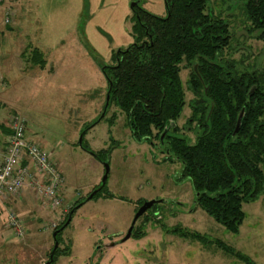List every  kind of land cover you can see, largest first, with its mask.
Returning <instances> with one entry per match:
<instances>
[{"label": "rangeland", "instance_id": "374dc122", "mask_svg": "<svg viewBox=\"0 0 264 264\" xmlns=\"http://www.w3.org/2000/svg\"><path fill=\"white\" fill-rule=\"evenodd\" d=\"M131 1L7 0L2 4L10 12V22L2 39L9 49L0 57V138L7 132L8 117L22 115L26 135L49 152L63 185L60 204L53 209L27 190L5 202L22 220L24 233L15 236L0 212V264H42L52 246L53 227L102 177L103 165L77 146V138L102 111L106 92L102 68L112 65L116 50L132 41ZM239 1L206 0V11L223 18L230 35L229 50L215 60L224 64L233 58L237 71L264 72V38L247 32ZM141 7L164 15L162 0H143ZM30 41L46 55L42 70L29 64L27 54L18 57ZM189 69L185 61L180 64L184 106L175 121L178 131L168 135L192 143L202 127L186 123L191 113L188 103L194 97L186 85ZM83 140L94 151L111 146L105 185L113 196L90 198L74 211L58 246H69L68 257L59 256L54 264H132L126 259H137L135 251L144 253L139 256L143 264H245L235 252L253 264H264V186L253 201L242 203L244 215L237 232H228L192 206L191 186L166 143L155 137H150L151 143L135 141L114 104L84 131ZM261 168L264 172V163ZM150 199L161 202L133 225L145 234L144 242L128 238L102 246L123 236L138 203ZM181 230L201 238H181Z\"/></svg>", "mask_w": 264, "mask_h": 264}, {"label": "trees", "instance_id": "16d2710c", "mask_svg": "<svg viewBox=\"0 0 264 264\" xmlns=\"http://www.w3.org/2000/svg\"><path fill=\"white\" fill-rule=\"evenodd\" d=\"M163 1L164 17L135 12L133 42L115 54L114 65L102 68L108 93L105 112L111 103L123 111L136 141L146 140L152 130L156 136L163 133L168 150L190 182L195 205L224 230L235 233L244 215L242 203L253 201L264 186V72L237 71L235 61L215 60L221 58L230 35L227 22L206 11V0ZM241 8L247 32L263 39L264 0H244ZM33 53L44 67L40 51L35 48ZM183 61L190 66L186 84L194 96L192 117L202 127L192 144L166 132L176 129L171 123L184 105L178 75ZM240 112L238 128L232 133ZM82 147L87 149L83 141ZM92 155L102 160L108 150ZM101 193L108 195L104 185L92 198ZM178 233L183 238H201L196 232ZM142 234L136 228L131 232L134 238ZM59 251L53 252V258ZM235 254L245 264H253Z\"/></svg>", "mask_w": 264, "mask_h": 264}, {"label": "built area", "instance_id": "2783aa9c", "mask_svg": "<svg viewBox=\"0 0 264 264\" xmlns=\"http://www.w3.org/2000/svg\"><path fill=\"white\" fill-rule=\"evenodd\" d=\"M3 0H0V6ZM10 22V12L1 8L0 23ZM7 132L0 138V212L5 225L15 236H22L24 226L5 202L21 192L31 191L40 202L53 209L59 206L63 177L45 149L25 136V118L11 114Z\"/></svg>", "mask_w": 264, "mask_h": 264}, {"label": "flooded vegetation", "instance_id": "af4514ba", "mask_svg": "<svg viewBox=\"0 0 264 264\" xmlns=\"http://www.w3.org/2000/svg\"><path fill=\"white\" fill-rule=\"evenodd\" d=\"M163 1V0H162ZM132 2H136V4H134V5H132L131 7L129 6V9H130V14H131V16H130V28H129V34H130V36H131V38H132V41L129 43V44H131L132 42H133V37H132V35H131V26H132V24H133V15H136L135 14V12L136 11H139V10H144V11H146V12H148V13H150L149 11H147V10H145V9H143L142 7H141V4H142V2H143V0H132L130 3H132ZM243 2H244V0H240L239 1V5H238V7H239V9H240V11L242 12V14H243V11H242V8H241V6L243 5ZM130 3H129V5H130ZM163 5H164V1H163ZM150 14H152V13H150ZM165 14H166V11H165V5H164V15L163 16H157V15H155V16H157V17H164L165 16ZM152 15H154V14H152ZM228 24V23H227ZM229 30V29H228ZM258 39V38H257ZM229 43H230V40H229ZM128 44V45H129ZM126 47V46H125ZM124 47V48H125ZM229 47H230V45L228 44V46L226 47V48H224V49H228L229 50ZM121 49H123V48H118L117 50H116V52L114 53V56H115V54H117L119 51H121ZM222 54H223V52H222ZM223 55H221V57H222ZM115 60V59H114ZM229 60H233V58L232 59H229ZM233 61H235V60H233ZM115 62V61H114ZM112 65H114V63L112 64ZM109 66V65H108ZM190 70V69H189ZM180 71V70H179ZM178 75H179V72H178ZM189 75V74H188ZM179 78H180V76H179ZM187 81V80H186ZM187 85V84H186ZM187 88H188V86H187ZM183 90V89H182ZM191 92V91H190ZM105 94H106V92H105ZM191 94H192V92H191ZM184 95V94H183ZM193 95V94H192ZM194 98V97H193ZM111 104H113V103H111ZM110 104V105H111ZM189 107H190V109H191V113H190V116L186 119V123H190V122H194V124H195V126H198V123H197V121H196V118L195 117H192V108H191V103H190V100H189ZM115 105V104H114ZM116 106V105H115ZM184 106V105H183ZM182 106V107H183ZM119 109V108H118ZM120 110V109H119ZM182 110V109H181ZM121 111V110H120ZM122 113H123V116L125 117V114H124V112L123 111H121ZM105 114V113H104ZM100 115V114H99ZM104 116V115H103ZM102 116V117H103ZM179 116V115H178ZM101 117V118H102ZM98 118V117H97ZM97 118H96V120L94 121L95 123L96 122H98L99 120H97ZM178 118V117H177ZM176 118V119H177ZM111 119H109V121H110ZM176 121V120H175ZM175 121L174 122H172L171 123V126H173L174 125V127L176 128L175 130H170L169 128L167 129V133H169V131H173V132H175V131H178L177 130V126H176V124H175ZM125 122H126V119H125ZM94 123V124H95ZM126 126H127V124H126ZM131 134V133H130ZM155 134V130H152V133H151V135L146 139V140H142V141H146V142H149V143H151V140H150V137H155L157 140H159V142L161 143V142H165L166 143V148H167V150H168V147H167V139H165L164 137H163V133H161L160 135H158V136H156V135H154ZM83 135H84V133H83ZM83 135H82V138H83ZM132 136V135H131ZM196 136L197 135H195V137H194V140H195V138H196ZM174 137H176V136H174ZM178 137V136H177ZM133 138V137H132ZM180 138H183V137H180ZM184 139V138H183ZM135 140V139H134ZM185 140V139H184ZM136 141V140H135ZM83 142H84V140H83ZM139 142V141H138ZM185 142L186 143H188L186 140H185ZM194 142V141H193ZM192 142V143H193ZM192 143H188V144H192ZM87 145V144H86ZM87 149H89V150H87V149H83V148H81V149H83V150H85V151H87L89 154H93V152H98V151H101V150H108V155H107V157H105V159H102V160H98V159H96L93 155V157L97 160V161H99L101 164H102V162H106L107 161V158H108V156H109V153H110V151H111V146H108V147H106V148H101V149H99V150H96V151H94V150H91L89 147H88V145H87V147H86ZM170 153H171V151H170ZM172 154V153H171ZM173 155V154H172ZM100 156H102V155H100ZM173 157H174V155H173ZM175 159H177L176 157H174ZM177 161H178V159H177ZM107 163V162H106ZM180 163V162H179ZM108 165V164H107ZM180 165H181V163H180ZM181 175L185 178V179H187L188 180V178L186 177V176H184L183 174H182V166H181ZM188 182H189V180H188ZM106 183H104V186H105V190H106V192H107V196H104L106 193H101V195L100 196H104L105 198H111L112 196H111V194L108 192V190L106 189V185H105ZM189 184H190V182H189ZM191 186V185H190ZM94 189V188H93ZM92 189V190H93ZM191 193H192V203H193V205L192 206H194L195 205V202H194V192H193V190H192V187H191ZM97 192V191H96ZM100 196H98V197H100ZM93 197V196H92ZM91 197V198H92ZM98 197H96V198H98ZM84 199V197L82 198V200ZM82 200H79V201H77V202H74L72 205H71V207L69 208V210L71 209V208H73L76 204H78L79 202H81ZM150 200H155V199H150ZM144 201H148V200H144ZM143 201H140L139 203H138V206H137V208L141 205V203H142ZM159 202H161V200L159 201ZM155 203H158V202H155ZM154 203V204H155ZM153 204V205H154ZM177 204H178V202H177ZM81 205V204H80ZM79 205V206H80ZM152 205V206H153ZM78 206V207H79ZM151 206V207H152ZM181 206V205H180ZM191 206V207H192ZM77 207V208H78ZM150 207V208H151ZM189 208L190 210H192L193 211V208ZM76 208V209H77ZM76 209H74L73 210V212L71 213V217H72V214L74 213V211L76 210ZM69 210L67 211V213H66V215H65V217H64V219L59 223V224H57L55 227H53V229H52V232H51V237H52V233L53 232H55V235H54V238L52 237V245H53V242H54V240L57 242V246H56V248L52 251V253H51V260H50V262H49V264H54L55 263V261L57 260V258L59 257V256H64V257H68V254H69V246L68 245H66V246H64L63 248L61 247H58L61 243H62V231H63V229L69 224V222L64 226V227H62L61 228V226L63 225V223L65 222V220H66V217H67V214H68V212H69ZM146 210H148V209H146ZM145 210V211H146ZM145 211L140 215V216H142V215H144L145 214ZM203 211V210H202ZM71 217H70V219H71ZM70 221V220H69ZM136 221V220H135ZM133 229H134V227H133ZM132 229V230H133ZM183 231H186V230H183ZM132 232V231H131ZM143 233V232H142ZM125 234V233H124ZM123 234V235H124ZM178 235H179V233H178ZM118 237V236H117ZM123 236H121L117 241H115V242H105V243H102V246H105L106 248L109 246V244H112L111 246H113V245H116V244H120L121 243V238H122ZM179 237H181L180 235H179ZM128 238H132L134 241H143L144 239H145V234L143 233L142 234V236H140L139 238H134V237H132L131 236V233H130V236L128 237ZM127 238V239H128ZM181 238H183V237H181ZM126 240V239H125ZM123 242V241H122ZM144 242V241H143ZM96 245V247H98V245L97 244H94V246ZM95 247V248H96ZM51 248H52V246L50 247V251H51ZM56 249H58V250H60L56 255H55V257L53 258V252L56 250ZM50 251H49V253H48V256H47V259L42 263V264H44L46 261H48V259H49V254H50ZM137 254V255H144V253L142 252H134V254ZM91 256V255H90ZM89 256V257H90ZM137 257V259H134L135 257L134 256H128V258L126 259V260H131V263L132 264H143L142 262H139V258L140 257ZM88 257V258H89ZM130 257V258H129ZM144 260H146L145 258H144ZM149 264H150V261L148 262ZM120 264H123V262H121Z\"/></svg>", "mask_w": 264, "mask_h": 264}, {"label": "water", "instance_id": "95a60500", "mask_svg": "<svg viewBox=\"0 0 264 264\" xmlns=\"http://www.w3.org/2000/svg\"><path fill=\"white\" fill-rule=\"evenodd\" d=\"M136 4V2H132L130 3V7L132 5ZM118 51V50H117ZM109 86H110V83H109ZM107 101H108V93L106 92L105 94V101H104V104H103V108H102V111L100 113V115L98 116L97 120H99L103 115H104V112H105V109H106V105H107ZM240 118H241V112L238 114L237 118H236V121H235V126L233 128V131L232 133H235L237 128H238V125H239V122H240ZM91 127V126H90ZM85 130H82L79 135H78V138H77V146L80 147V148H83L82 147V135L84 133ZM102 165H103V174H102V177L99 181V187L97 188H94L93 190H91L85 197L84 199L79 202L78 204H76L73 208H71L67 214V217H66V220L65 222L63 223V225L61 226L64 227L70 220V217H71V213L73 212L74 209H76L80 204H82L83 202L89 200L95 193L96 191L104 185L105 183V179H106V175H107V171H108V165L106 162H102ZM160 200H148V201H143L141 203V205L136 209L135 213L133 214L131 220H130V224L129 226L127 227L126 231H125V234L123 235V237L121 238V242L124 241L125 239H127L129 236H130V233L133 229V225H134V222L135 220L146 210V209H149L155 202H159ZM54 235H55V232L52 233V237L54 238ZM112 244H109V246H111ZM57 246V242L54 240L53 242V245H52V248H51V251H50V254H49V259L48 261H46L44 264H49L50 260H51V253L52 251L56 248Z\"/></svg>", "mask_w": 264, "mask_h": 264}, {"label": "crops", "instance_id": "0c3cea01", "mask_svg": "<svg viewBox=\"0 0 264 264\" xmlns=\"http://www.w3.org/2000/svg\"><path fill=\"white\" fill-rule=\"evenodd\" d=\"M7 0H3V3L6 2ZM16 4H18V1L16 2ZM1 8H2V5L0 6V12H1ZM8 25V24H1L0 23V57L2 56V54H6L7 53V50L9 49V44H4L5 41L2 40L3 37L6 35V32L9 30V29H6L5 26ZM31 43V44H30ZM30 43H26L25 46H24V49L22 51H19L17 54H18V57L22 58L24 57V55L27 54V61L29 62V64L32 66V67H37L38 69L42 70L44 67H45V58H46V55L43 54V52L41 50L40 51V54H41V58L44 60V67H40L39 66V63L38 61L35 60V56H34V53H33V49H35V45L32 41H30ZM37 49V48H36ZM38 50V49H37ZM26 129V128H25ZM25 136L30 139L26 133H25Z\"/></svg>", "mask_w": 264, "mask_h": 264}]
</instances>
